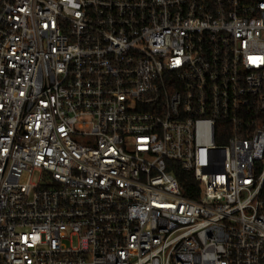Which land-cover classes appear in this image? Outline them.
<instances>
[{
    "label": "built area",
    "instance_id": "1",
    "mask_svg": "<svg viewBox=\"0 0 264 264\" xmlns=\"http://www.w3.org/2000/svg\"><path fill=\"white\" fill-rule=\"evenodd\" d=\"M0 264H264V0H0Z\"/></svg>",
    "mask_w": 264,
    "mask_h": 264
},
{
    "label": "trees",
    "instance_id": "2",
    "mask_svg": "<svg viewBox=\"0 0 264 264\" xmlns=\"http://www.w3.org/2000/svg\"><path fill=\"white\" fill-rule=\"evenodd\" d=\"M219 143L221 142L219 141ZM168 168L175 173L183 195L195 199L200 196L203 187L193 172L184 170L180 164L172 160L168 161Z\"/></svg>",
    "mask_w": 264,
    "mask_h": 264
}]
</instances>
